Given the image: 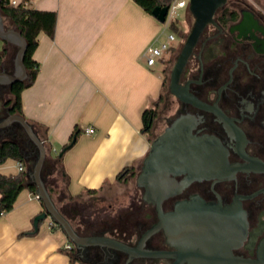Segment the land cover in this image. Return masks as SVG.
Instances as JSON below:
<instances>
[{"label": "crops", "instance_id": "0c3cea01", "mask_svg": "<svg viewBox=\"0 0 264 264\" xmlns=\"http://www.w3.org/2000/svg\"><path fill=\"white\" fill-rule=\"evenodd\" d=\"M17 2L57 13L54 36L43 31L38 35L33 57L40 69L22 92L25 117L47 128L53 155L78 129L63 156L67 191L84 195L86 189H98V194L110 196L112 187L129 180L132 168L138 171L150 150L153 139L143 131V112L161 96L167 52L152 65L147 55L166 40L167 26L135 0ZM0 45L9 48L1 69L13 71L17 45L1 37ZM87 127L94 132L88 134ZM17 162L7 160L0 172L18 174ZM25 166L29 173L28 161ZM128 169L120 181L118 175ZM49 179L56 190H64L62 174ZM35 194L24 188L13 209L0 216V264H79L66 248L71 241L52 217L35 229V217L45 210Z\"/></svg>", "mask_w": 264, "mask_h": 264}, {"label": "flooded vegetation", "instance_id": "af4514ba", "mask_svg": "<svg viewBox=\"0 0 264 264\" xmlns=\"http://www.w3.org/2000/svg\"><path fill=\"white\" fill-rule=\"evenodd\" d=\"M214 18L180 79L204 105L169 90L173 112L165 119L194 115L193 132L218 144L195 178L190 170L173 176L178 189L162 201L169 235L159 228L143 239L159 214L137 182L142 163L130 176L136 203L95 225L75 224L81 235H107L134 250L73 247L79 264H264V0H227Z\"/></svg>", "mask_w": 264, "mask_h": 264}, {"label": "water", "instance_id": "95a60500", "mask_svg": "<svg viewBox=\"0 0 264 264\" xmlns=\"http://www.w3.org/2000/svg\"><path fill=\"white\" fill-rule=\"evenodd\" d=\"M188 1V9L194 16L195 21L172 66L169 90L181 100L191 101L198 106H203L204 103L189 91L188 85L180 83L181 74L204 29L209 23H216L215 14L227 0ZM167 12L168 5H158L153 9V14L161 22H165ZM0 37L18 47L14 58L13 71L0 69V84H12L25 80L27 78V70L23 60L27 50L26 39L15 27H9L5 24L1 11ZM196 122V117L191 114L177 117L165 127L161 134L153 139L150 150L143 160L142 171L137 182L145 186L144 198L157 204L159 214V222L145 232L143 239L159 228H164L166 234L169 235L171 214L163 211L162 201L178 189L179 184L173 176L190 170L192 171L190 179L195 178L199 174L198 170L201 163L205 161V155L213 152V149L218 144V140L214 136L195 134L193 128ZM13 123H18L24 129L28 138L37 149V158L32 170L29 172V176L36 184V193L42 200L45 210L35 217V229H38L41 220L50 216L62 227L73 247L97 244L130 251L134 250V248L113 237L107 235H81L77 231L72 222L57 207L43 179L42 169L47 156L44 141L35 131L33 124L26 117L17 113L9 114L1 119L0 129Z\"/></svg>", "mask_w": 264, "mask_h": 264}, {"label": "trees", "instance_id": "16d2710c", "mask_svg": "<svg viewBox=\"0 0 264 264\" xmlns=\"http://www.w3.org/2000/svg\"><path fill=\"white\" fill-rule=\"evenodd\" d=\"M141 5L147 12L153 13V9L158 6L169 5L173 0H135ZM0 11L4 18L9 19L15 28L22 34L27 42V50L24 55V64L27 70V78L23 81H17L12 84H0V99L3 94H6V99L3 102L4 110L0 112V117H6L9 114H20L25 117L22 104V92L25 88L33 84L39 73L40 64L34 57V51L38 46V35L40 32H45L50 36H54L57 23V13L51 10H40L33 7L26 6L24 3L14 5L11 0H0ZM189 9H187V12ZM170 27L175 31L179 37L185 36V31L178 24V21H173ZM9 52L8 45L0 50V69L3 63V59ZM162 93L159 99L155 102L154 107L145 109L143 112V131L150 133L154 124V119L157 117V106L160 105ZM35 131L44 141L47 156L42 169V176L46 183V186L54 199L57 207L60 211L74 224V218L78 214L76 208V202L79 198L87 195H97L98 189H86L84 195H72L68 189L69 177L63 168V156L76 141V137L79 133L78 129H75L68 143L63 145L60 153L53 155L51 152V146L47 141L46 133L47 128L44 125H34ZM21 126L18 123H13L8 127L0 129V165L5 163L9 159L22 161L24 164L29 162L31 170L34 166L37 158V149L30 139H23L19 133ZM131 171H122L118 175L120 181ZM135 175L134 169L132 168ZM59 172L62 174L65 182L64 190H56L50 180V176ZM29 188L36 192V184L29 176L26 170L19 172L18 174H4L0 172V216L3 212L13 209L17 197L21 190ZM57 195V197H56ZM56 199L58 201H56ZM65 200L73 201L72 203H65ZM55 221V220H54ZM76 228V227H75ZM77 229V228H76ZM71 258L75 261L74 249H71Z\"/></svg>", "mask_w": 264, "mask_h": 264}, {"label": "rangeland", "instance_id": "374dc122", "mask_svg": "<svg viewBox=\"0 0 264 264\" xmlns=\"http://www.w3.org/2000/svg\"><path fill=\"white\" fill-rule=\"evenodd\" d=\"M188 7L180 10V14L177 16L176 21L185 31L184 37H179L175 31L167 26L166 28V36L169 32H174L178 37L176 41L172 42V47L167 51L165 55V70H164V83L162 89V98L160 105L157 106L158 112V120H156V125L153 127L152 131L149 133L151 139H154L159 134H161L165 127L168 125L165 119L166 116H169L173 110L170 109V92H169V80H170V72L172 66L175 62V59L182 47L184 40L187 37V34L190 32L193 23L195 21L194 16L190 11L187 12ZM167 39V37H166ZM3 45H0V50H2ZM12 70V69H10ZM6 99V94H3V97L0 99L1 106H3V102ZM19 133L23 139H29L26 132L22 127L19 128ZM111 195L106 194H97V195H87L79 198L76 202L77 215L74 218V224L79 222L91 223L95 225L99 223L102 219L107 218L110 213L111 215H115L119 209L128 206L132 200L136 203V199L138 198V193H136V182L135 177H129L128 181H124L117 187L111 188ZM132 197V198H131ZM73 201L65 200V203H72ZM115 213V214H114ZM73 245V244H72Z\"/></svg>", "mask_w": 264, "mask_h": 264}, {"label": "built area", "instance_id": "2783aa9c", "mask_svg": "<svg viewBox=\"0 0 264 264\" xmlns=\"http://www.w3.org/2000/svg\"><path fill=\"white\" fill-rule=\"evenodd\" d=\"M14 5H17L18 2L17 0H11ZM188 0H173L169 5H168V12L166 15V20L165 24L166 26H170L173 21H176L177 16L180 14V10L184 9L185 7H188ZM177 35L174 32H169L167 34V39L165 41L160 42L158 46H153L149 49V53L147 55V63L149 65H152L156 62L157 57L162 56L163 53L169 51L172 47V42L177 40ZM86 132L88 134H91L94 132L93 127H87ZM18 170L24 171L26 166L22 161L17 162ZM37 198H39L38 194H35ZM40 199V198H39ZM67 249H72L73 245L68 244Z\"/></svg>", "mask_w": 264, "mask_h": 264}]
</instances>
